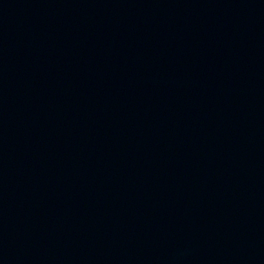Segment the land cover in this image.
Masks as SVG:
<instances>
[{
    "label": "water",
    "instance_id": "water-1",
    "mask_svg": "<svg viewBox=\"0 0 264 264\" xmlns=\"http://www.w3.org/2000/svg\"><path fill=\"white\" fill-rule=\"evenodd\" d=\"M0 264H264V0H0Z\"/></svg>",
    "mask_w": 264,
    "mask_h": 264
}]
</instances>
